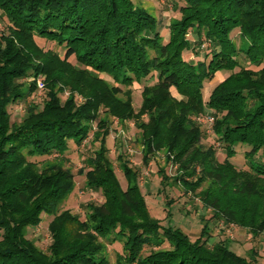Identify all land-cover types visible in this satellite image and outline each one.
<instances>
[{"label":"trees","instance_id":"1","mask_svg":"<svg viewBox=\"0 0 264 264\" xmlns=\"http://www.w3.org/2000/svg\"><path fill=\"white\" fill-rule=\"evenodd\" d=\"M179 2L181 16L172 20L165 40L158 20L132 0H0L8 21L0 33V264H111L107 248L116 243L124 252L117 264H261L255 248L246 258L231 249L229 239L213 246L209 241L211 221L246 229L254 238L264 235V163L256 159H264V0ZM235 30L246 47L231 38ZM38 38L65 49L64 59L41 49ZM205 44L203 60L185 58L186 51H201ZM241 57L258 70L243 67ZM71 58L83 69L72 68ZM223 71L231 74L206 102L205 84ZM30 77H45L47 99L42 106L28 105L21 122H14L9 106L37 90L32 83L24 92ZM149 77L155 84L144 87L136 111L132 96L120 99L131 94L122 87ZM62 92L69 93L65 101ZM209 110L226 151L223 162L202 143L196 119ZM111 117L136 118L146 165L163 152L166 163L177 166L174 179L159 171V193L181 184L211 210L195 241L152 216L139 173L122 156L123 189L107 147ZM90 138L99 147L80 173L87 170L86 188L101 192L105 201L88 203L82 221L62 210L76 188L67 153L70 142L81 147ZM239 145L249 148L247 170L231 161ZM43 214L53 218L47 252L28 238Z\"/></svg>","mask_w":264,"mask_h":264},{"label":"rangeland","instance_id":"2","mask_svg":"<svg viewBox=\"0 0 264 264\" xmlns=\"http://www.w3.org/2000/svg\"><path fill=\"white\" fill-rule=\"evenodd\" d=\"M137 6L145 9L151 15H153L159 22V31L165 40L169 37V26L174 19L180 18V7L184 4L179 2V0H132ZM8 29V21L2 16L0 11V33L6 32ZM189 39L193 40V34L188 35ZM231 38L234 40L238 47H246L247 43H244L240 37L239 30H235ZM37 44L45 52L53 51L60 55L63 60L65 56V49L60 48L56 43L49 42L43 39H37ZM209 47L205 44L201 47V51L198 50L196 46L195 50L186 51L184 56L188 61L195 62L197 60H203L205 56V51ZM200 52L197 56L196 52ZM71 67L74 69H83L77 64L75 58H71ZM240 62L243 67L250 68L253 70H258L256 67L251 66L245 58L241 57ZM237 72L239 69L236 70ZM230 72L223 71L217 74V76L211 82L205 84L204 99L207 102L209 99V93L211 90L217 86L219 83L224 81L230 76ZM101 78L108 85H117L113 79L107 75H101ZM38 80H41L45 87L43 91L38 88ZM76 80V79H75ZM26 85L23 86L24 92H27L29 85L36 83L37 90L34 95L28 97L25 100L18 101L17 103L11 104L9 106V111L14 122H21L23 119L25 110L31 103L42 106L44 101L47 99V90L45 84V77L33 78L30 77L25 80ZM154 78H147L141 83H135L131 88L122 87L124 91L128 89L131 94H123L120 99L128 100L132 96L133 108L139 111L142 107L144 101L143 90L147 85H154ZM176 98L181 99L175 89L172 90ZM69 96V93L60 94L63 101ZM79 102H85L84 98L79 97ZM214 117L213 111H207V115ZM207 115L203 114L197 117V122L200 125L204 138L202 143L205 147L213 146L217 150V156L219 161L223 162L226 159V151L222 144L218 141L214 127L216 119L210 124L207 123L205 117ZM106 116H108L106 114ZM110 117V116H109ZM111 132L107 138V147L110 150L109 159L114 165L118 179L123 187L127 188V181L121 171L120 161L121 157L125 158L123 161H127L130 167L138 171L139 173V184L141 186L142 193L146 198L148 208L153 217L159 219L163 226L171 225L182 229L187 235L190 236L192 241L199 238L203 223L206 220L211 219V210L205 208L202 202L195 196V194L186 192L181 184L167 186L164 193L161 194L159 191L162 189L161 186V175L159 171L164 168L165 174L173 179L177 177V166L173 163L167 164L165 159V154L163 152L155 155L153 160L146 165L143 155V146L141 145L142 131H140L136 125V118L120 122L116 117H111ZM146 119V118H145ZM99 143L93 142V139L85 141L81 147L76 146L73 142L69 143V152L67 153L69 157V167L75 176L76 188L73 194L70 196L68 201L62 207V210H69L74 215H77L82 221L86 218L87 210L85 206L88 203H95L97 205H102L104 203L103 194L99 191H92L86 188L85 185V173L81 174L80 170L86 168V160L94 155L96 149H98ZM249 148L243 145L237 147V155L231 161L239 169H249L250 164L245 156ZM46 158H35L32 159L34 162H40ZM258 162L264 163L263 157L256 158ZM171 202V204H169ZM168 204V205H167ZM168 211H170V216L167 219ZM42 223L36 227L28 230V238L33 240L36 245L47 252L49 246L52 243L51 235L49 232V224L52 221V217L46 214L42 215ZM211 234L209 245L213 246L218 242L224 241L226 239L230 240L231 249L242 257H248L249 251L252 248L257 249L260 254L259 261L264 264V235L259 238H254L248 230L239 228L235 225H227L223 221L210 223ZM1 240V237H0ZM151 249L146 247L144 249V255L150 254ZM122 245L116 243L114 245H108L107 255L111 261V264H117L118 257L123 255Z\"/></svg>","mask_w":264,"mask_h":264},{"label":"built area","instance_id":"3","mask_svg":"<svg viewBox=\"0 0 264 264\" xmlns=\"http://www.w3.org/2000/svg\"><path fill=\"white\" fill-rule=\"evenodd\" d=\"M37 84H38L39 90L43 91V89L45 87L44 83L41 80H38ZM204 119H206L207 123H209V124L214 121V117L210 116L209 114Z\"/></svg>","mask_w":264,"mask_h":264},{"label":"crops","instance_id":"4","mask_svg":"<svg viewBox=\"0 0 264 264\" xmlns=\"http://www.w3.org/2000/svg\"><path fill=\"white\" fill-rule=\"evenodd\" d=\"M210 94V93H209Z\"/></svg>","mask_w":264,"mask_h":264}]
</instances>
